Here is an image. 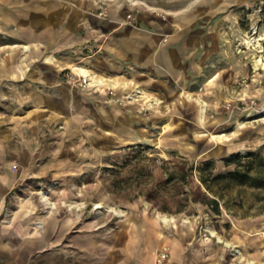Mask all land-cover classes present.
<instances>
[{
	"label": "crops",
	"instance_id": "obj_1",
	"mask_svg": "<svg viewBox=\"0 0 264 264\" xmlns=\"http://www.w3.org/2000/svg\"><path fill=\"white\" fill-rule=\"evenodd\" d=\"M197 31L194 6L185 0H0V202L5 207L10 198L13 211L0 220V264H154L164 244L163 264H235L196 239L190 225L163 216L176 208L156 204L155 217L131 206L100 235L99 221L83 231L79 203L44 209L33 190L24 198L15 190L27 178H76L84 138L97 150L133 133L141 116L125 94L136 87L146 98L171 100L174 80L183 91L210 81L216 70L196 54ZM70 67L105 79L120 101L69 84Z\"/></svg>",
	"mask_w": 264,
	"mask_h": 264
},
{
	"label": "rangeland",
	"instance_id": "obj_2",
	"mask_svg": "<svg viewBox=\"0 0 264 264\" xmlns=\"http://www.w3.org/2000/svg\"><path fill=\"white\" fill-rule=\"evenodd\" d=\"M153 1L164 6L183 2ZM237 1L185 0L194 6L196 30L200 31L201 49L196 54L216 70L210 81L183 91L174 80L178 90L171 100L146 98L136 92L139 87L126 93V98L138 102L137 114L141 116L133 133H125L122 140H104L97 150L84 138L79 149L83 163L77 165L80 173L76 178L52 179L48 174L21 180L15 187L20 197H25L26 190H33V198L40 199L44 209L55 204L69 209L79 203L83 231H87L89 222L99 221L100 235L115 229L131 206L157 217L156 203L165 204L176 208L175 212L164 210L168 221L174 217L190 225L196 239L203 238L208 243L205 246L223 260L264 264V187L215 185L210 194L219 201L220 212H216L209 204L190 199L189 184L181 179L157 182L159 172L177 173L175 159L192 164V177L197 179L196 166L206 160L214 161L218 171L227 167L222 159L231 153L264 152V6H256L264 0H245L240 5ZM155 13L164 16L166 12L157 9ZM98 15L108 18L102 9ZM251 24L257 25L260 38L249 42L246 38ZM162 38L166 40L167 36ZM81 74L89 75L98 85H79ZM65 77L72 86L120 101L115 86L108 87L105 79L75 72L72 67ZM148 189L153 192V201L146 199ZM75 190L81 192L76 194ZM7 203L5 209L12 217L10 198ZM39 221L36 223L40 226Z\"/></svg>",
	"mask_w": 264,
	"mask_h": 264
},
{
	"label": "trees",
	"instance_id": "obj_3",
	"mask_svg": "<svg viewBox=\"0 0 264 264\" xmlns=\"http://www.w3.org/2000/svg\"><path fill=\"white\" fill-rule=\"evenodd\" d=\"M227 166L224 170H215V163L206 160L196 166L197 179L192 177V164H187L184 159H175L177 173L168 172L164 175L158 173L157 182L167 183L174 178H179L189 184V197L194 201L209 204L214 211L220 212L218 199L210 194L214 186L234 184H248L253 187H264V152L250 150L245 153L234 152L222 159ZM146 199L153 201V192L147 190ZM158 204V203H156ZM165 209V204H158Z\"/></svg>",
	"mask_w": 264,
	"mask_h": 264
},
{
	"label": "built area",
	"instance_id": "obj_4",
	"mask_svg": "<svg viewBox=\"0 0 264 264\" xmlns=\"http://www.w3.org/2000/svg\"><path fill=\"white\" fill-rule=\"evenodd\" d=\"M256 6L261 9L262 6H264V2L256 3ZM100 14H104L103 11H100ZM105 16V15H104ZM260 36H257V25L251 24L250 28L248 29V34H247V41H256ZM73 77V76H71ZM77 82L79 85L88 87V86H96L98 85L97 81L92 80V77L89 75L81 74L77 78ZM110 92H114L113 89L110 90ZM139 93V89L136 91ZM12 167H16V164H13ZM11 217V212L5 209L3 207L2 203L0 202V220L3 222H6L10 219ZM169 255V247L164 244L162 245L157 251L155 252L154 255V264H163V262L168 258Z\"/></svg>",
	"mask_w": 264,
	"mask_h": 264
},
{
	"label": "bare ground",
	"instance_id": "obj_5",
	"mask_svg": "<svg viewBox=\"0 0 264 264\" xmlns=\"http://www.w3.org/2000/svg\"><path fill=\"white\" fill-rule=\"evenodd\" d=\"M43 196L46 197V194L43 193Z\"/></svg>",
	"mask_w": 264,
	"mask_h": 264
}]
</instances>
